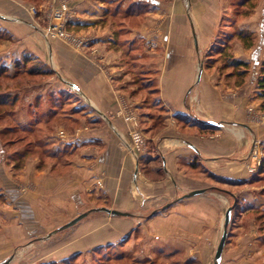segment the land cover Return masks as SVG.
Returning a JSON list of instances; mask_svg holds the SVG:
<instances>
[{
  "label": "crops",
  "instance_id": "crops-1",
  "mask_svg": "<svg viewBox=\"0 0 264 264\" xmlns=\"http://www.w3.org/2000/svg\"><path fill=\"white\" fill-rule=\"evenodd\" d=\"M138 1L0 0V33L5 34L0 58L12 63L30 55L53 72L25 101L35 94L43 100L51 93L75 96L71 111L56 118L53 129L43 134L52 154L48 161L37 155V178L27 184L28 191L15 187L9 171L0 168V199L12 206L15 221L24 223L29 215L34 222L37 219L38 229L48 231L91 209L130 214L90 213L71 230L57 233L60 240L42 248L46 253L35 248L37 256H51L40 264H64L69 256L88 258L93 250L109 247L136 256L119 260L136 264L139 257L150 263L153 248L161 253L163 248L180 246L185 250L183 261L201 262L215 251L224 207L233 196L238 206L228 228L232 245L241 241L239 248L244 249L252 235L254 248L264 246V229L256 225L264 217V99L256 70L264 41L259 38L256 48L234 41L232 58L252 66L243 76V69L233 73L212 56L223 31L235 29L233 0H146L141 14L127 19L124 27L141 50L138 62L145 65H139L151 71L148 77L161 107L155 110L137 93L121 63V51L112 47L122 40L116 32L124 28L112 10L129 9ZM62 4L70 18L68 29L90 36L86 47L95 51L93 55L43 35L55 7ZM31 6L39 9L36 16L29 13ZM230 17L232 24L225 26ZM258 18L237 27L261 36ZM122 106L138 118L143 150L141 142L131 146L129 124L116 114ZM20 120L25 123L26 116ZM256 149L263 157L259 168L251 156ZM202 189L205 193L183 198ZM248 219L247 231L252 233L231 237V228L242 229ZM140 243L144 244L133 251ZM8 245L0 242L1 255ZM242 253L234 262L250 264Z\"/></svg>",
  "mask_w": 264,
  "mask_h": 264
},
{
  "label": "rangeland",
  "instance_id": "rangeland-1",
  "mask_svg": "<svg viewBox=\"0 0 264 264\" xmlns=\"http://www.w3.org/2000/svg\"><path fill=\"white\" fill-rule=\"evenodd\" d=\"M64 1L65 0H62V3ZM234 1L238 2L239 0H234ZM31 7H35V6H31ZM263 7H264V0H256V1H253L249 4H246L245 7L239 8L238 10L241 11V14L238 17H235L233 15V20H235L234 21L235 22V24H234L235 29H231L229 31L228 27H227L225 29V31H223V32L224 33L225 32L231 33L232 31H237V30L247 32V30L238 29L237 24L241 23L242 21L254 18L255 16L256 17L259 16L258 21L262 20L264 17V12H263L264 8ZM36 9H37V11L39 10L38 8H36ZM65 10H66L65 4H62V6L60 8L55 7V9H54V11H57V12L58 11H60V12L64 11L65 12ZM234 10H237V9L233 5L232 11H234ZM51 22L54 24H58L60 22V20L55 19V18H51ZM224 22L226 24L225 26H227V24H232L231 17H230V19L227 18ZM67 30L70 33H72L74 35L73 37L76 38L77 40L86 41L88 39L87 37H90L86 33H80V32L76 33V32H73L72 30H69L68 28H67ZM252 33H255L256 37H257V40L254 42L255 43L254 46L256 48V46L258 45V42H260L259 41V38H260L259 32L257 31V32H252ZM43 35L48 40L60 41L63 44L67 45L68 47H70L76 51L82 52V51L87 50L91 55H93L95 53V51H93V49L86 47V45H82V46H77V44L71 45V44H68V42H65L63 40H59V39L54 38V37L50 38V37L46 36L45 31L43 32ZM0 45H1V43H0ZM136 54L140 55V52L135 53V55ZM260 59H261V61L264 59V52H263V55H262V53L260 54ZM5 60H6L5 58H0V67L3 65L7 66L8 64H10V65L12 64L9 60L8 61H5ZM125 62H126V60L124 59V57H122L121 63L123 64V67L126 69L127 72L130 73L131 80L137 81L138 85H139V82H141L139 79L143 78V77H140V75H145V77L148 78L146 75V71H144V70H148L149 73L148 72L147 73L149 74L148 76H150L151 71H149V69H144L142 71V69L139 68V66H140L139 64H142V65H145V64L140 63V62H136L137 66H135V67H137V68H135V71H134L135 73L133 74V73H131L132 71L130 72L131 68L129 69L128 66H125ZM251 63L248 64L249 68H250V66H252ZM259 67H260V64L256 70H258ZM11 68L13 69L12 66H11ZM137 70L140 71V73H139L140 75L138 74ZM34 80H36V81H34ZM42 80L43 79H41V80L40 79L39 80L32 79V81L24 84L25 82H27L29 80L26 78H23L19 82L18 81H16V82L14 81L13 83L7 82L6 84H7V87L9 89H16V88L20 89V88H22V86L27 85V84H30V86H36L37 87V85H41V83L43 82ZM146 80L147 79H144V82H146ZM32 83H36V84L38 83V84L34 85ZM138 85L135 84V86L137 88H138ZM2 87H3V83L0 84V90H2ZM141 95L144 98L143 94H141ZM28 100L30 101V99H28ZM154 100H155V102L157 101V99H155V98H154ZM31 101H32V99H31ZM150 102H152V101H150ZM2 113H5V109L2 111ZM1 128H2V126L0 124V129ZM35 130H36V132L32 135H29L27 133L25 134L21 131H18L16 134L9 135L5 139H3V141L6 142L7 140H18V138H25L24 136H26V135L28 136L27 138L24 139V142L16 143L14 145L8 146V148H7L9 154H11L15 151H24L25 148L28 149L29 151H32V153H29L25 157V159H22V161L18 162L19 165L16 169L13 168V165L17 164V161L10 163V162H8V158L7 157L5 158L3 156V154L0 158V168L5 166V168H4L5 172L7 173L9 171L8 177L11 179L13 184H15V187H18L19 189L23 188V190L27 189V191L29 189V187H27V184L28 185L33 184L32 180L37 178V135H36L37 129L35 128ZM131 139H132L131 146H136V144L134 145L135 141L133 140V138H131ZM27 142H30V144L27 145L28 144ZM139 147H141V148L143 147L142 150L144 149L143 142H141L139 144ZM129 149H131V147ZM11 161H13V160L11 159ZM25 165H26V169H24ZM26 179L28 180V182H26ZM143 179H145V178H143ZM23 181L25 182L24 184L22 183ZM0 184H2L1 176H0ZM4 185H6V184L4 183ZM229 190H230V192H233V191L236 192L237 191V190H234L232 188H229ZM35 191H34V193H35ZM233 202H234L233 199L230 197L229 200L227 201L225 207H224V211L228 207L232 206ZM11 208H12V206L11 207L8 206V204H5L2 201V198L0 199V242L5 241V243H8L9 244L8 246H10V248L6 252V254H4V255L0 254L1 255L0 256V262L4 259L8 258L11 255H15V257L10 264H37V263L40 264L43 261L49 262L48 258H51V256L46 255V256H43L41 258V257H39V255L37 256V252H35L34 250H36V251H38V250L35 248L39 247V249L41 250V254H42L44 252L42 248L47 250V249H49L50 246L57 245L56 242L58 243V241L60 240L58 235L61 236L64 232H67V230H69V229L71 230V228L73 226L64 230V231L59 232L57 236L55 234V235L51 236L50 238L41 241L39 239L43 238L44 236H46L51 231L44 230V229H42V230L38 229L37 219L34 222L29 217V215L25 216L26 219L24 220V223H23V220H21V222L15 221L14 217L12 216L15 213H14L13 209L11 210ZM223 217H224V215H223ZM36 218H37V216H36ZM249 220L250 219L247 220V222H246L247 224L243 225L242 229L239 228V230L238 229L235 230L234 228H231V230H230L232 232L231 237H235L239 233H241L242 237H245L246 236L245 234L252 233V230L247 231V228L250 226ZM17 222L20 225H18ZM256 225H259L258 228L264 229V217L259 218L258 221L256 222ZM55 229L56 228H54V230ZM241 230H242V232H241ZM221 233H222V226L219 227L218 240L214 244L216 246V248H217ZM251 236L252 235H250L251 239L249 240L247 245H245L244 249L239 248L241 241H239V242L234 241L233 242L234 245H232V239L229 238L230 240H228L227 244H226L227 247L225 246V248H224L223 262L220 264H233V263L237 264V262L235 263L234 260H235V258L241 256V255L239 256L240 251L243 252L242 256L244 257V259H243L244 261H247L250 264H264V246H262V244H260V245L258 244L260 247L254 248L255 245L253 246V243L254 242L256 243V240L254 239V237H251ZM228 242L229 243L231 242V244H229ZM143 244L144 243H140V245L137 246L133 251L139 250ZM187 245H189V244H187ZM228 246L230 249H227ZM157 248L158 247L153 248L151 255H149V256H151V262L150 263L147 261V259H140L139 257H137L138 263L136 262V264H213L214 255H215V251H216V248H214L215 251L213 250L214 251L213 253L208 254V255L205 254L203 256V258L201 259V262L200 261L198 262L195 259L190 260V261L188 259H186V260H188V262H186V261H183V259L186 258L185 257V250H183V247H181V246L180 247L163 248V252H161V253L158 252ZM191 249H193V247ZM46 250L44 253H46ZM174 250L180 251V253H175L174 255H171V256L168 255V254H171V252H173ZM186 252H189V251H186ZM166 255L168 258H166ZM118 256H123V257L118 258ZM129 256H131V257H129ZM188 256H190L192 258L194 257L193 254H190ZM128 257L133 259L136 256L133 255L132 253L130 255V252L121 251L118 248H113V249L110 248V249H106V250L104 248H102V249H100V251H98L96 253H94V252L90 253L88 255V258L83 256V257L77 258V260H76V259H73L69 256V259L64 260V264H99V263H102V264H134V262H132L131 260H124V261L119 260V259H124V258L126 259ZM195 258L198 259L199 257L195 256ZM115 259L118 261H115ZM205 260H206V262H205ZM119 261H121L123 263H121V262L119 263ZM238 262H239L238 264H240V262H243V261H238Z\"/></svg>",
  "mask_w": 264,
  "mask_h": 264
},
{
  "label": "trees",
  "instance_id": "trees-1",
  "mask_svg": "<svg viewBox=\"0 0 264 264\" xmlns=\"http://www.w3.org/2000/svg\"><path fill=\"white\" fill-rule=\"evenodd\" d=\"M256 0H239L238 2L233 0V5L236 7L237 10H234V16L238 17L241 14V11L238 10L239 8L245 7L246 4H249ZM146 0H139L136 5H132L129 7V9H121L116 8L112 10L113 17H118L120 20V24L124 27V23L127 19L133 16H137V14H141V9L144 8L143 5H145ZM232 5V7H233ZM252 8V7H251ZM264 8V7H263ZM264 12V9H263ZM235 20H233L234 22ZM120 24L118 26H120ZM261 24V36L260 41H264V17L262 20H260ZM127 28H123L121 30L118 29L116 34L120 37H122V40L117 39V41L113 42V50L115 51H121L122 57L126 60L125 65L129 67L131 73H135V66H137V63L139 61V55H135V53L140 52L141 50L137 46H135V43L130 41L128 39V32L125 31ZM260 32V33H261ZM5 37V34L0 33V43ZM257 40L256 34L252 33L250 31L243 32V31H232L231 33H223L217 48L213 51V60L215 61H222L223 67H229L232 69L233 73H241V70L243 69V75L247 73V70L249 69L248 63H244L242 61H237L232 58L231 50L233 47L234 41H239L245 47H253L255 45V41ZM132 46H135L133 48ZM254 55H259V49H256V52ZM260 62V58L258 56L256 65ZM11 65L13 69L9 66H1L0 67V84L3 83L2 90H0V124L2 128L0 129V158L3 154L5 157V154L8 153V162L13 163L14 161H17V164L13 165V168L16 169L18 167V162L22 161V159H25V157L32 153V151H29L25 148L24 151H15L11 154L8 152V146L14 145L16 143L24 142V139L28 136H24L25 138H18V140H5L3 141L7 136L14 135L18 131H21L23 133H27L29 135H32L36 132L35 128L37 129V155L41 156L45 161L49 160V156L52 154V150L50 148V144L44 141V135L51 131L53 129V126L55 124V119L59 118L61 115L68 113L71 111V108L69 107L71 105V101L75 98V96L70 95V93H64L61 92L59 94H49L46 96V99L43 100V98L38 97L35 94L33 96L32 101L27 102L25 101L26 98L29 96L31 90L35 86H30V84L22 86L20 89H9L7 87V82H16L21 81L23 78L28 79L29 81L25 82L24 84L32 81V79L41 80L44 77H49L53 74V72L49 69H47L45 66H40L37 64V61L33 59L30 55H25L21 59L12 62ZM133 63V64H132ZM260 67L258 69V76H257V88L260 90V95L264 99V59L259 63ZM258 64V66H259ZM2 65V64H1ZM139 68L142 69V71L145 69L144 67L139 66ZM138 74L140 73L139 70ZM146 75L148 77L147 70ZM140 75V74H139ZM240 76V75H239ZM139 80L141 82L134 81L135 84L138 85L137 93H141L144 96V100L146 103H150L152 105L151 108L155 110H160V106L155 102L154 98L157 94V90L153 88V84L151 82V79L146 78L145 75H140ZM144 79H147L146 82H144ZM36 81V80H34ZM34 85H37L36 83H32ZM156 99V98H155ZM152 101V102H150ZM5 109V113H2V111ZM26 116V122H21V117ZM14 123V124H13ZM48 131V132H47ZM45 133V134H44ZM44 134V135H43ZM2 138V139H1ZM29 145L30 142H27ZM66 151V150H65ZM64 152V151H63ZM11 159L13 161H11ZM15 159V160H14ZM238 202V200H237ZM238 204L236 205L235 209L237 208ZM231 224V221L229 223V226ZM229 228V227H228ZM230 237V233L228 232V237L226 240V244L228 241V238ZM111 248V247H109ZM108 249V248H107ZM100 251V248L93 250L91 253H96ZM180 253V252H179ZM172 255V254H171ZM170 255V256H171ZM174 255V254H173ZM83 256L76 255L73 256V259H77ZM122 258L123 256H118V258ZM115 261H118L115 259ZM102 264V263H99Z\"/></svg>",
  "mask_w": 264,
  "mask_h": 264
},
{
  "label": "built area",
  "instance_id": "built-area-1",
  "mask_svg": "<svg viewBox=\"0 0 264 264\" xmlns=\"http://www.w3.org/2000/svg\"><path fill=\"white\" fill-rule=\"evenodd\" d=\"M29 13L32 16H36L38 14V11L35 7H30ZM52 18L58 19L60 20V22L58 24H54L52 22L48 24L45 30L46 36L50 38L54 37L59 40H63L71 45L73 44L75 45L77 44V46L87 45V40L86 41L77 40L76 38L73 37L74 35L67 30L70 18L69 16H67V14L64 11L62 12L53 11ZM116 114L121 116L124 119V121L129 124V136L133 138L135 144L138 145L137 142L139 143L142 142L141 140L142 137L139 132L138 118L135 116L134 112L130 108L122 106V108L118 110ZM251 156L256 160V167L259 168L262 165V159H263L260 149L254 150Z\"/></svg>",
  "mask_w": 264,
  "mask_h": 264
},
{
  "label": "water",
  "instance_id": "water-1",
  "mask_svg": "<svg viewBox=\"0 0 264 264\" xmlns=\"http://www.w3.org/2000/svg\"><path fill=\"white\" fill-rule=\"evenodd\" d=\"M199 77H200V72L198 75V79H199ZM209 123L216 125V123H212V122H209ZM202 193H205V190H203V189L202 190H195V191L188 193L183 198L192 197V196L199 195ZM233 198H234V202H233L232 206L228 207L226 212H225V216H224V220H223L222 233H221V236H220V239H219L216 251H215L213 264H220V262H221L222 253H223L224 247L226 245V240L228 237V227H229V223H230L231 218H232V211L235 208L236 203H237V199L235 198V196H233ZM92 212H104L110 216H121V217H128L130 215V214L125 213V212H120L117 210H112V209L104 208V207L103 208H97V209H91L87 212L79 214L78 216H76L75 218L70 220L69 222L65 223L64 225H62L58 228H56L55 230L51 231L50 233H48L43 238H40L39 240H41V241L46 240V239L50 238L51 236L76 225L78 222H80L81 220L86 218ZM14 257H15V255H11L8 258L2 260L0 262V264H10L13 261Z\"/></svg>",
  "mask_w": 264,
  "mask_h": 264
}]
</instances>
